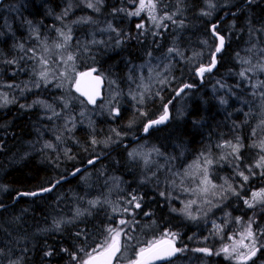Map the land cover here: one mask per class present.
I'll use <instances>...</instances> for the list:
<instances>
[{
    "label": "rangeland",
    "instance_id": "rangeland-1",
    "mask_svg": "<svg viewBox=\"0 0 264 264\" xmlns=\"http://www.w3.org/2000/svg\"><path fill=\"white\" fill-rule=\"evenodd\" d=\"M65 1L67 3H64ZM25 2L27 0L16 1L17 9L15 6L13 9L16 12L23 9L22 6L25 5ZM87 2L88 0H61L60 6L62 8L64 4L66 6L62 14L54 16V22L52 23L54 28L51 26L50 29L46 25L42 28L39 24L32 23L30 20H21L20 22L19 14L16 16V13H14V10L8 4L0 7V15L3 16V25H5L3 30L5 31L3 32L4 35H1L0 38L11 37L13 40L16 36L14 33H20L25 37L21 53L25 55V60L26 58L28 60V64L26 63V74L29 78L22 85L3 80L0 90V100H2L4 94H7L8 100L30 99L32 108L41 113L39 118L44 123V129L41 130V133L37 130L34 135L35 137L29 142L30 144L26 145L31 148V153L36 147L33 153L42 155L46 165L56 169L55 172H68L69 167L63 164L73 159L72 156H69V152L71 151V147L77 143L74 140L77 129L84 125L93 126L95 120L102 118L104 115L107 116V119H111L114 116L113 109H118L121 112L123 108L129 106L131 110L128 112L132 113L134 120L127 125V134L119 137L116 135L114 138L108 137L102 145L107 148V146L114 147L128 142L124 140L134 137V133L138 132V129L141 130L142 126L148 121L146 118L142 119V115L140 114L141 112L147 113L146 108L148 104H150L149 111H153L151 108L154 104L153 102H156L158 105L165 89L170 88L176 83L175 87L171 88L170 94H173L177 84L181 83L187 73L189 76L192 75L195 69L202 65L203 61H205L204 65L208 64L210 57L206 58L205 56H209L208 54L214 50L216 45V40L214 42L212 39L206 38L199 41V48L196 51H193L190 47L189 51H187L175 46L177 43L175 37L180 33L181 29L189 25L187 20L190 19L192 11L190 9L191 6L187 5V0H157V11L155 13L157 18L159 19L167 15L172 16V20H161V25H164L161 27H157L149 19L146 12L142 13L139 17H129L128 15L127 18L125 17L127 11L135 10L139 0H102L99 4H96V0H92L96 4V7L99 8V11L88 8L86 6ZM211 2L214 8L209 9L206 0H202V5L195 12L196 17L194 18L197 20L202 18V20H207L206 22H211L231 7L226 0H211ZM114 9H125L126 11H114ZM66 10H68L67 15H64ZM205 11H210L211 15H203L202 13ZM11 14L12 18L9 19L8 16L10 15L11 17ZM57 17H60V19H57ZM18 21L21 23L20 25ZM77 21L80 22L75 23ZM141 22L145 24V29L136 28V25ZM6 24H9V26ZM109 25L112 27L109 28ZM57 29L71 36V39L66 44L63 37L57 32ZM229 30L226 33L230 36L232 31ZM133 35L135 36L133 39L137 38L138 43L145 44L147 39L148 50L143 52L139 58H134L131 63L123 58L124 60H121L120 71L118 72L104 73L98 71L106 81L103 89L104 99L95 107H88L75 91L79 73H82L86 68L94 67L96 60L98 61V52H103V54L112 53L120 56L126 45L130 44V41L127 42V37L130 40ZM163 35H172L173 43H168L164 46L162 43ZM249 38H247L246 42L251 40L250 45L239 50L234 55L229 54L231 62L221 64L222 68L217 74L205 75L203 89L200 91H186L176 98L173 103H170L169 106L171 112L170 123L175 127L186 118L190 104L193 100L201 98V93L207 91L223 107L229 106L231 101L234 100V104L239 109L236 108L234 110L242 112L244 119L242 121H244L245 125L247 122L251 123L248 136L249 144L246 143L247 148H240L238 153L240 159H236L237 154L232 153L231 147H221V145H225L224 142L218 147L217 153H213L212 151L201 152L196 158L190 159L188 158L189 150L186 146H181V144L179 145L173 141L168 142L170 144L166 145L167 141L163 143L161 140H156L154 138L155 134H152L151 131L153 130H151L146 138H142L126 147L122 146L125 148L124 157L126 163L124 164L127 168L129 167V170L125 173L128 176V181H126L127 179L124 176L115 171V167L112 169L113 171L103 170L102 166H97L96 168L89 167L81 175L79 174L82 179L87 177L95 180V178L97 179L102 176L99 184L96 185V191L98 192L97 194L94 193L95 197H100L97 199L100 202L95 206L99 205L103 207L105 206V201H107L106 204L112 208L123 209L129 207L128 203L122 202L123 198L121 197H124L127 191L128 193L131 192L133 196L140 193L138 192L140 189L136 191L134 187H129V185L134 183L133 185L136 189L138 187L147 188L148 191L145 189L141 190L148 194L147 205L158 203L169 214L178 215L185 220L192 221L197 226L205 228L211 226L212 229H217L215 226H219L220 231L221 227L225 229L228 226L227 224L231 223L229 217L232 207L234 211H237L234 216L235 219L236 217H240L241 220L245 218L251 209L244 204V200L250 199L252 192L264 188V176L261 175L264 169L253 167L252 171L254 175L248 172L249 166H254L260 157L264 155V151H261L260 147H258L260 142L264 140V123H262L264 122V96L261 95L264 93V71H261L259 67L264 65V32L250 34ZM230 40H232L231 36ZM118 41L119 43H117ZM205 41H207V44H205ZM57 43L64 44V47L56 48L55 45ZM169 49H174V51L169 52ZM69 55H72L74 59L64 63ZM42 57L48 60L47 65L40 63ZM234 65H236L235 68L233 67ZM42 71L47 73V83L39 75ZM242 71L245 72V77L240 76ZM1 74L2 69L0 68ZM161 80H166L167 83L161 84ZM9 85H12V87H9ZM143 86H147L148 90L146 92ZM157 92L159 95H156ZM141 94L144 95L143 103L139 102ZM133 96L136 98L134 99ZM221 100L226 101V103H221ZM36 101H43L44 104L50 105V107L34 103ZM164 105L162 104L161 107L157 106L158 113L156 117L163 113ZM53 113H59V115H53ZM253 130H255V133ZM68 140H72L73 144H65ZM229 141L233 145L237 143V139L236 141ZM47 143H51L53 147H45ZM96 146L99 147V152L106 149L100 148L101 145L98 144ZM154 149L158 151H153ZM244 149L245 152L242 157ZM82 152L86 154V149H83ZM99 152H92L89 148L87 152L89 154L88 158L93 154L98 156ZM130 152L139 153L140 155L130 157ZM250 152L253 154V157H251L252 154ZM202 153L214 161L209 166L211 185L206 186L208 187V192L184 191L183 189L185 188L197 189L198 186L205 187L199 184L202 176L198 172L195 176L185 175L186 172L196 171L189 166L193 165L197 158L201 157ZM61 155L64 157H61ZM246 155H250L249 159L251 161L249 163L244 161L247 157ZM54 156H60L63 159L62 162L58 161V159L56 160ZM145 156L148 160L147 163H145ZM69 157L72 158L70 159ZM239 171H243L246 175L250 176L246 184L237 175ZM225 172L231 176L232 180L227 183L231 184L232 188L239 193L238 196L234 195L231 191H226L227 184L225 181L227 178L223 176V174L226 175ZM129 177L133 179V182ZM81 182L85 181L82 180ZM242 184L243 187L241 186ZM212 185L216 187L213 188ZM84 186V198H87V196L89 198L79 202H81V205L87 211L93 207L89 204V201L96 200V198L90 196V193L87 192L90 191L89 189L92 184L89 185L87 183ZM129 188L131 189L128 190ZM161 193H164V195H161ZM116 199L121 201H115ZM155 199L158 200L154 201ZM190 200L196 201L189 208V211L196 219H191L185 212L181 211ZM137 202H140L139 198ZM260 206L257 205L252 209ZM227 207H231V209ZM137 209L139 210V208ZM72 212L71 216L67 218L60 213H51L49 216L51 227L47 228V230L52 231L54 221H70L71 219H73L71 221H75L74 218H81L76 215L75 209ZM110 212L115 213L113 209ZM117 212L121 214L122 211ZM134 212V210L131 211L130 209L128 211L129 217L122 216V218H125L124 220L130 222L125 228L126 232L132 228L137 229L134 236L128 233L135 238L130 242L131 246L138 248L147 241L161 238L162 234L168 231L162 225L152 220L151 213L145 215L146 211L144 213L139 212L138 214ZM250 218H252V215L248 214L243 223H236L235 226L237 228L239 225L242 226L240 233L244 230ZM66 223H61V225ZM118 225L119 222L115 227ZM256 233L258 241L264 243L259 237L258 232ZM121 239L124 241L126 238L122 236ZM180 242L181 239L177 235L175 244L177 245ZM131 246L122 249L115 264H128V261L134 258L135 253ZM180 246L178 247L177 245L178 248H182L184 251L179 252L178 258L168 264H210L209 258H214L213 255L206 256L204 253L194 251L195 249L193 248L190 250L186 245L182 244ZM241 251L244 250L241 249ZM263 251L258 252L261 258L256 259L254 264H264ZM230 262L237 264L235 260H230Z\"/></svg>",
    "mask_w": 264,
    "mask_h": 264
},
{
    "label": "trees",
    "instance_id": "trees-1",
    "mask_svg": "<svg viewBox=\"0 0 264 264\" xmlns=\"http://www.w3.org/2000/svg\"><path fill=\"white\" fill-rule=\"evenodd\" d=\"M16 1L18 0H7L1 6L8 4L13 9L14 6L16 8ZM226 1L229 2L231 7L221 14L223 15L227 12V17L219 21V18L222 16L220 15L211 22H206L207 20H202V18L200 20L194 18L196 17L195 12L202 5V0H187V5L191 6L190 9L192 11L190 19L187 20L189 25L181 29L180 33L175 37L177 39V43H174L175 46L187 51L190 48L196 51L199 48L200 40L210 38L214 41L208 28L211 24L218 22L216 31L224 36L226 47L218 56L217 69L211 74H217L222 68L221 64L231 62L229 54L234 55L239 50L250 45L251 40L246 42L250 34L264 32V0H250L247 4L245 3L247 0ZM60 3L61 0H27L25 5L22 6L23 9L17 12L15 9L13 10L16 16L19 14L20 22L21 20H30L32 23L39 24L42 28L46 25L50 29L51 26L53 27L54 16L62 14L66 6L64 4L62 8ZM64 3H67V1ZM242 3L243 6L239 10H236ZM230 13L233 14L230 15ZM2 17L0 15V36L4 35L3 32H5L3 31L5 25H3ZM8 18H12V14ZM6 25L9 26V24ZM228 30L232 31L230 35L232 40H230V36L226 33ZM14 34L16 36L13 40L11 37L0 38V68L2 69L0 90L3 80L22 85L29 79L26 74V63L28 64V60L27 58L25 60V55L21 53L25 37L20 33ZM163 37L162 43L164 46L168 43H173L172 35H163ZM133 38H135L134 35L130 40L127 37V42L130 41V44L126 45L120 56L112 53L103 54V52H98V61L96 60L94 67L104 73L118 72L120 71L121 60L127 59L131 63L134 58L142 56L143 52L148 50V40L146 39V43L142 44L138 43L137 38ZM205 57L211 56L206 55ZM9 61H13V63H9ZM233 67L235 68L236 65ZM193 74L189 76L187 73L186 77L183 78L184 82L182 79L181 83L177 84L176 90L186 83L193 85V87L196 86L186 91H200L203 89L204 84L198 86V80L195 74ZM175 85L176 83L164 90L158 105L156 102H153L154 104L151 106L153 111H149L150 104H148L146 108L147 113L145 116H142V119L151 120L156 118L158 113L157 106L161 107L162 104H169V101H172L171 103L175 101L173 98L175 92L170 94L171 88L175 87ZM201 94V98L192 101L186 118L180 124L174 127L170 123V120L166 125L153 129L151 132L155 134L154 138L159 141L161 140L163 143L167 141L166 145L170 144L168 142L173 141L179 145L181 144V146H186L189 150L188 158L190 159L196 158L201 152L212 151L213 153H217L221 143L229 140L236 141L237 138L243 144V148H247L251 123L247 122L245 125L244 121H242L244 120L243 114L241 111H238L239 109L234 104V100L231 101L229 106L223 107L207 91ZM2 101L0 100V205L11 203L19 192H34L48 187L54 180L68 176L75 167L83 165L92 158L101 156V159L94 163L93 166L91 165V167L102 166L103 170L107 169L111 171L115 167V171L124 176L127 179L126 181H128V176L125 173H127L129 167L127 168L124 164L126 163L124 157L125 148L121 145L114 147L107 146L106 148L102 143L108 137H116L117 132L120 134L119 136L127 134V125L134 120L132 113L128 112L131 110L129 106L123 108L119 112V115H114L111 119H107V116L104 115L102 118L95 120L93 126L90 124L91 126L84 125L78 128L74 136V140L77 143L71 147V151L69 152V156H72L73 159L63 164L69 167L68 172L61 173L60 171L55 172L56 169L47 166L45 160L41 163L38 158L39 156L33 153L36 147L31 153V148L26 145L32 141L31 137L37 130L41 133V130L44 128V123L38 118L41 113L33 109L32 106L27 107L31 105V100L9 99L12 102L8 105H3ZM21 105H25V107L22 108ZM236 108L238 110L235 111L234 109ZM113 129L116 131L113 132ZM139 133L140 130L138 129V132L134 133V136ZM93 139L98 141L96 144L102 146L100 148L106 149L99 152V147L92 143ZM129 140L125 139L124 141ZM67 143L73 144L72 140H68L65 144ZM89 148L92 152H99V155L93 154L88 158L89 154L87 152ZM83 149H86V154L82 152ZM244 152L245 149L242 152V157L244 156ZM57 156H54L56 160L58 159V161L62 162L63 159ZM246 156L244 161L249 163L251 161L249 159L250 155ZM251 157H253V154ZM225 174L223 176L227 178V182L232 181L231 176L227 172ZM80 175L68 179L61 185L59 184L49 194L36 198L21 197L12 206L0 210V264H12L13 261H19V264H75L71 259L70 253L78 252L79 248H84L86 251L91 252L96 247V244L105 238L107 235L105 230L109 226L115 227L121 219H125L122 218L123 215L129 217L128 212H121V214L120 212L111 213L110 210L113 208L109 207L106 203L103 206L104 208L97 205L86 211L81 202H79L89 198L88 196L84 198V184H92L90 189L88 188L90 191L87 192L97 200L100 197H95L94 193L97 194L98 192L96 191V185L99 184L102 176L94 180L87 177L82 179ZM80 180H84V184ZM130 180L133 182V179L130 178ZM133 184L129 185V187H134L136 191L140 189L138 191L140 193L134 195L140 199V207L138 210L134 206H131V211L134 210L135 214L139 212L144 213L145 211L151 213L152 220L156 223L162 225V227L170 232L174 231V233H178L177 235L181 239V242L177 243L178 247H181L180 245L182 244L186 245L190 250L191 248L209 247L213 253H217L225 244L231 245L233 241L228 239L229 236L239 239L238 234L242 226L239 225L238 228L235 226L236 219L234 216L237 211H234L233 207L232 209L231 207H227L231 209L229 217L231 223L227 224L228 226L225 229L221 227V231H217V229H212L211 226L206 228L197 226L192 221L185 220L178 215L169 214L158 203H155L156 205L154 203L147 205L148 194L141 191L143 189L147 190V188L138 187L136 189ZM132 196L131 192L128 193L127 191L124 197H121L123 198L122 202L127 204V200ZM156 200L158 199L154 201ZM115 201L121 200L116 199ZM78 203H80L79 206ZM73 209L76 212L79 210L82 213L79 216L82 219L74 218L75 221H71L73 220L71 219V222L60 225L59 230L54 227L52 231L47 230V228L51 227L49 224L51 223L49 220L51 213H60L67 218L71 216ZM248 214L252 215V218L256 221L253 225V230L258 232L259 237L264 241V235H261V230L264 229V206L249 210L241 223L244 222ZM136 230L132 228L127 233L134 236ZM77 233H80V235L77 236ZM63 249H67V251H63ZM47 252H51L52 254L45 255ZM78 254L83 258V253ZM223 255V253H220L219 255H213L214 258L210 257V264H232ZM258 258H261V256L259 257V253L254 258V262ZM249 264H253V262L250 261Z\"/></svg>",
    "mask_w": 264,
    "mask_h": 264
},
{
    "label": "snow or ice",
    "instance_id": "snow-or-ice-1",
    "mask_svg": "<svg viewBox=\"0 0 264 264\" xmlns=\"http://www.w3.org/2000/svg\"><path fill=\"white\" fill-rule=\"evenodd\" d=\"M101 2H102V0H96V4H99ZM206 3L208 4L209 9L214 8V5L212 4L211 0H206ZM96 4H94L92 2V0H88L86 6L88 8H93L96 11H99V8L96 7ZM67 11L68 10L65 11L64 15H67ZM114 11H126V10L125 9H114ZM156 11H157V0H139L138 6L135 7V10L134 11H127V15L129 17H133V16L139 17V16H141L142 13L146 12L149 19L151 21H153V23H155L157 27L164 26V25H161V23H160L161 20H164V19L172 20L171 15L162 16L158 19L157 16L155 15ZM202 14L203 15H211V12L205 11ZM57 19H60V17H57ZM78 22H80V21H77L75 23H78ZM111 27L112 26L109 25V28H111ZM136 28L137 29H145V24L143 22L138 23L136 25ZM216 29H217V25H215V24L212 25L211 33H212L213 37L218 39L219 43L217 44L215 51H212L209 53V55L211 56L210 63H208L207 65L202 64L198 68H196L195 74L201 78L204 77L205 73H210L213 70V68L215 67V65L217 63V60H216L217 54H219L224 47L225 38L223 35H220L216 31ZM112 30L116 31L115 29H112ZM57 32L63 37L65 44L67 43L68 40L71 39V36L69 34H65L60 29H57ZM117 43H119V41ZM205 44H207V41H205ZM55 47L56 48H63L64 44L57 43L55 45ZM172 51H174V49H169V52H172ZM195 55H199V54H195ZM73 59H74V57L72 55H69L67 57V60L64 61V63H67L68 61H72ZM9 63H13V61H9ZM40 63L47 65L48 60L44 59L42 57L40 60ZM259 67H260L261 71H264V65H261ZM249 70H251V69H249ZM92 71H95V69H93ZM92 71L79 73V76L80 77H91L98 84L100 78L98 76L92 77ZM39 75L42 79H44L45 83L48 82L46 72L42 71L39 73ZM240 76L245 77V72L242 71L240 73ZM160 83L165 84V83H167V81L161 80ZM37 86H39V85H37ZM9 87H12V85H9ZM143 87H144V90L146 92L148 90L147 86H143ZM191 87H193V85L185 84L181 89H179L177 91V96H179L181 93H183L184 89L191 88ZM253 87H255V85H253ZM76 91L81 92L82 95H86L88 97L89 103L95 104L96 95H98V93L93 92L90 94L88 92H83L81 89V80H79V79L76 80ZM156 95H159V93L157 92ZM261 95L264 96V93H262ZM133 98L135 99L136 97L133 96ZM2 100H3V105H6V104L12 102V101L8 100L7 94L3 95ZM143 101H144V95L141 94L139 102L143 103ZM171 102L172 101H169L168 103L170 104ZM34 103L44 104L43 101H36ZM221 103H226V101L221 100ZM44 106L50 107V105H47V104H44ZM65 106L67 107V105H65ZM21 107L23 108V107H25V105H21ZM27 107H31V105H28ZM112 112L114 115H119L118 109H113ZM140 114L142 116L146 115V113H144V112H141ZM53 115H59V113H53ZM167 119H168V105L165 104L163 115H161L158 119L149 120L148 123H146L144 125L143 131L145 133H147V132H149L150 128H152L155 125L164 123ZM262 123H264V122H262ZM112 131L115 132L116 130L113 129ZM253 131L255 133V130H253ZM116 135L119 136L120 134L117 132ZM57 139H59V137H57ZM92 143L96 144V143H98V141L93 139ZM223 146L231 147L232 153L237 154L236 159L237 160L240 159L238 153H239L240 148L243 147V145L240 143L239 138H237L236 144L233 145L229 141V142H225V145H221V147H223ZM45 147L51 148V147H53V145L51 143H47L45 145ZM258 147H260L261 151H264V140H262L260 142ZM153 151H158V150L154 149ZM136 155H140V154L135 153V152L129 153L130 157H134ZM69 158L71 159L72 157H69ZM147 162H148V160H147V157L145 156V163H147ZM213 162L214 161L212 159L208 158L207 156H205L202 153L201 157H198L197 160L194 162V164L189 166L190 168H194L196 171L195 172H186L185 175L186 176H195L196 173L198 172L202 176V178L199 181V184L204 185L205 187H199L198 186L197 189L185 188L183 190L184 191H198V192H202V193H207L208 187H206V186L211 185V181L209 179V166L211 164H213ZM88 163L93 164L94 160H89ZM253 167L264 169V155H262L260 157V159L255 163L254 166H249V168H248L249 174L254 175V173L252 171ZM79 171H80V169L77 168V169H75V171L72 174L75 175ZM237 175H239L242 178V181L245 184L249 181L250 176L246 175L243 171H239L237 173ZM261 175L264 176V172H261ZM57 183H59V181H57ZM225 183L227 184L226 191H231L234 195H237V196L239 195V193L236 192L235 189L232 188V185L227 183V180L225 181ZM241 186L243 187V184ZM54 187H55V185L53 184L52 187L41 188L39 192L18 193V195L37 196L41 192L52 191V189ZM212 187L215 188L216 186L212 185ZM161 195H164V193H161ZM137 200H138V198L133 196L127 202L129 207H125L123 209L113 208V212H117V211L128 212L130 210V207L133 206V204H134L135 208H139L140 203L137 202ZM99 202L100 201H98V200H91V201H89V204L92 206H95ZM106 202L107 201H105V203ZM195 203H196L195 200H190L188 202V204L185 205V208L181 210V211L185 212L191 219H196V217L193 216L191 214V212L189 211L190 206L192 204H195ZM244 204L250 209L255 208L257 205L264 206V188L259 189V191L252 192L251 198L245 199ZM0 207H2V205H0ZM173 211H175V209H173ZM81 214L82 213L79 210H77L76 215L80 216ZM145 215H148V213H145ZM66 222H70V221H59V220L54 221V227L57 230H59L61 223H66ZM241 222H242L241 218L236 217V223H241ZM255 222L256 221L254 219L250 218L248 220L244 230L238 234L239 239H235L233 236H229L228 239L233 241L232 244L231 245L225 244L217 253H213L210 248H198V249H195L194 251L204 253L206 256H208V255H219L220 253H223L225 256V259L235 260L237 262V264H249L250 261L253 262V264H254V258L257 257V253L264 250V243H261L260 241H258L257 233L254 232V230H253V225L255 224ZM129 223H130L129 221L121 219L119 221V225L117 227L114 228V227L109 226L105 230L107 233L105 238L101 242L97 243L96 247L93 248L91 250V252L86 251L84 248H79L78 252L70 253L72 261H74L75 264H112L113 258L117 257V255L119 253H121L122 249H124L126 247H130L131 246L130 242L135 239L134 237L130 236L125 231V228L127 227V225ZM215 227H217V231H220L219 226H215ZM79 235H80V233H77V236H79ZM261 235H264V229L261 230ZM122 236L126 238L124 241H122V239H121ZM176 237H177V233L165 231L162 234L161 238H156V239L147 241L146 243H144L142 246H139L138 248L131 246L135 255H134V258H132L128 261V264H154V262H156V261L169 259V258L173 257L176 253L183 252L184 249L175 247ZM241 249H243L244 251H241ZM63 251H67V249H63ZM78 253H83L84 254L83 258H81V256ZM51 254H52L51 252L45 253V255H51ZM12 264H19V261H13Z\"/></svg>",
    "mask_w": 264,
    "mask_h": 264
},
{
    "label": "water",
    "instance_id": "water-1",
    "mask_svg": "<svg viewBox=\"0 0 264 264\" xmlns=\"http://www.w3.org/2000/svg\"><path fill=\"white\" fill-rule=\"evenodd\" d=\"M4 1H6V0H0V5L4 2ZM250 1L249 0H247L245 3L247 4V3H249ZM233 14V13H232ZM232 14H230V15H232ZM221 20H223V18H221L220 19V21ZM215 25H218V22L217 23H214ZM214 24H212V25H214ZM212 25L210 26V33H211V27H212ZM220 34V33H219ZM211 35H212V33H211ZM221 35V34H220ZM213 36V35H212ZM215 38V37H214ZM216 39V38H215ZM219 43V41H218V39H216V45H215V48H216V46H217V44ZM225 46H226V41L224 42V47H223V49H222V51L224 50V48H225ZM214 51H215V49H214ZM221 51V52H222ZM220 52V53H221ZM219 53V54H220ZM219 54H217V57H216V60H217V63H216V65H215V67L213 68V70L210 72V73H213L216 69H217V67H218V55ZM210 61H211V57H210ZM210 61H209V63H210ZM207 65V64H206ZM93 69H95V71H92ZM90 71H92V77H99L100 79H99V83L97 84V82L94 80V79H92L91 77H80L79 76V80H81V89H82V91L83 92H88V93H93V92H96V93H98V95H96V102H95V104H92V103H89L88 102V97L86 96V95H82V93L81 92H77V94L79 95V97L81 98V100L88 106V107H90V108H92V107H94L98 102H100L102 99H103V97H104V94H103V89H104V81H103V77L98 73V71H97V69L96 68H89V69H86V70H84L83 72H90ZM82 72V73H83ZM195 72H196V69H195V71H194V74H195ZM205 74H207V73H205ZM195 76H196V78H197V80H198V86H200V85H202L203 83H204V77L203 78H201V77H199V76H197L196 74H195ZM184 85H182L181 87H179L177 90H176V92H175V94H174V96L173 97H177V91L179 90V89H181L182 87H183ZM75 90H76V87H75ZM186 89H184V91H185ZM168 105V104H167ZM164 113V112H163ZM163 113L161 114V115H163ZM160 115V116H161ZM160 116H158L157 118H155V119H158ZM155 119H152V120H155ZM169 119H170V110H169V107H168V119L164 122V123H162V124H158V125H155V126H153L152 128H150V130H149V132L152 130V129H154V128H158V127H162V126H164L168 121H169ZM146 123H148V122H146ZM145 123V124H146ZM149 132H147V133H145L143 130H142V132H141V134H140V136H142V135H148V133ZM140 136H137V137H135V138H133L131 141L132 142H134V141H136V140H138V138L140 137ZM90 164L88 163L87 164V166H89ZM86 165L85 166H82V167H80V168H78V169H80V171L78 172V173H76L75 175H73L72 173L74 172H72L70 175H69V178H73L74 176H76V175H78L81 171H83L86 167H87ZM59 181V180H58ZM63 180H60L59 181V183H57V181H55L53 184L55 185V187L52 189V191L56 188V186L58 185V184H60L61 182H62ZM52 184V185H53ZM52 185L51 186H49V187H52ZM46 188H48V187H46ZM40 190H38V191H34V192H39ZM52 191H50V192H41L39 195H37V196H24V195H16L15 196V199L14 200H18L19 198H21V197H28V198H36V197H40V196H44V195H46V194H49V193H51ZM20 193H28V192H20ZM2 209V207H0V210ZM175 247H177L176 246V244H175ZM177 255H178V253H176L173 257H171V258H169V259H165V260H160V261H156V262H154V264H165V263H168V262H170V261H172V260H174L176 257H177ZM118 256V255H117ZM116 258L117 257H114L113 258V261H112V264H115V261H116Z\"/></svg>",
    "mask_w": 264,
    "mask_h": 264
},
{
    "label": "bare ground",
    "instance_id": "bare-ground-1",
    "mask_svg": "<svg viewBox=\"0 0 264 264\" xmlns=\"http://www.w3.org/2000/svg\"><path fill=\"white\" fill-rule=\"evenodd\" d=\"M249 1H250V0H249ZM3 3H4V2H3ZM1 5H2V4H1ZM1 5H0V6H1ZM232 12H233V11H232ZM230 14H232V13H230ZM226 17H227V12H226L225 14H223V15L219 18V21H220L221 18L224 19V18H226ZM211 25H212V24H211ZM211 25H210V26H211ZM210 26H209V31H210ZM209 33H210V32H209ZM210 35H211V33H210ZM221 35H222V34H221ZM211 37L214 39V42H215L216 39H215L212 35H211ZM225 41H226V40H225ZM225 47H226V46H225ZM214 49H215V48H214ZM224 49H225V48H224ZM219 55H220V54H219ZM219 55H218V56H219ZM90 68H95V67H90ZM87 69H89V68H87ZM96 69H97V68H96ZM85 70H86V69H85ZM83 71H84V70H83ZM83 71H82V72H83ZM97 71H98V70H97ZM98 73H99V72H98ZM99 74H100V73H99ZM100 75H101V74H100ZM205 75H206V74H205ZM205 75H204V77H205ZM103 81H104V87H105V85H106V81H105L104 78H103ZM186 84H188V83H186ZM203 84H204V83H203ZM203 84H202V85H203ZM183 85H185V84H183ZM202 85H200V86H202ZM181 86H182V85H181ZM181 86H180V87H181ZM195 87H196V86L191 87V88H195ZM197 87H198V86H197ZM188 89H190V88H187L186 90H188ZM186 90H185V91H186ZM75 91H76V90H75ZM185 91H184V92H185ZM175 92H176V90H175ZM184 92H183V93H184ZM76 93H77V92H76ZM183 93H181V94H183ZM103 94H104V93H103ZM174 94H175V93H174ZM181 94H180V95H181ZM180 95H179V96H180ZM78 96H79V95H78ZM173 96H174V95H173ZM177 97H178V96H177ZM177 97H173V98L176 99ZM103 99H104V97H103ZM103 99H102V100H103ZM102 100H101V101H102ZM101 101H100V102H101ZM100 102H98V103H100ZM98 103H97V104H98ZM97 104H96V105H97ZM168 107H169V105H168ZM169 110H170V109H169ZM163 112H164V111H163ZM170 113H171V112H170ZM160 115H161V114H160ZM160 115H159V116H160ZM157 117H158V116H157ZM157 117H156V118H157ZM35 118H36V117H35ZM38 118H39V117H38ZM39 119H40V118H39ZM154 119H155V118H154ZM151 120H152V119H151ZM170 120H171V114H170V119H169V121H170ZM148 121H149V120H148ZM148 121H147V122H148ZM169 121H168V122H169ZM168 122H167V123H168ZM167 123H166V124H167ZM166 124H165V125H166ZM37 125H38V124H37ZM144 125H145V124H144ZM144 125L142 126V129L140 130V133H139L138 135H136V136L130 138V140H129L128 142H124V143H122L121 146L124 147V146H127L128 143L131 144V143L137 142L138 140H140V139H142V138H146L149 134H148V135H142V136H140V134H141V132H142V130H143V128H144ZM158 128H159V127H158ZM43 129H44V128H43ZM154 129H155V128H154ZM152 130H153V129H152ZM34 135H35V134L32 135V137H31L32 139H33V137H35ZM137 136H140V137L138 138V140L132 142L131 140H132L133 138L137 137ZM36 145H37V144H36ZM36 155L39 156L38 158H39L40 162L43 163V161H44V157H43L42 155H38V154H36ZM28 156H29V155H28ZM40 157H41V158H40ZM61 157H63V156H61ZM101 157H102V156H101ZM101 157L92 158V159H90V160H94V163H96L98 160L101 159ZM88 161H89V160H88ZM88 161L85 162V163H84L83 165H81V166L75 167L73 171H75V169L80 168V167H82V166H85V165L87 166ZM47 163H48V162H47ZM94 163H93V164H94ZM93 164H90L89 166H87V167H86L83 171H81L79 174H81L82 172H84L86 169H88L89 167H91V165H93ZM73 171H71V172L69 173V175H70ZM79 174H78V175H79ZM69 175H68V176H65V177H63V178H59V179L54 180V181L52 182V184H53L55 181L63 180V181L60 183V185H61L62 183H64V182L67 181L68 179H71V178H69ZM78 175H76V176H78ZM76 176H74V177H76ZM74 177H73V178H74ZM52 184H51V185H52ZM51 185H50V186H51ZM58 185H59V184H58ZM58 185H57V186H58ZM57 186H56V187H57ZM48 187H49V186H48ZM45 188H46V187H45ZM36 191H38V190H36ZM53 191H54V190H53ZM53 191H52V192H53ZM19 193H20V192H19ZM16 195H17V194H16ZM16 195H15V196H16ZM14 199H15V197H14ZM14 199H13V201H12L11 203H8V204H6V205H3V206H2V209H4L5 207L8 208V207L12 206V204H14L15 201H16V200H14ZM2 209H1V210H2ZM173 261H174V260H173ZM171 262H172V261H171Z\"/></svg>",
    "mask_w": 264,
    "mask_h": 264
},
{
    "label": "flooded vegetation",
    "instance_id": "flooded-vegetation-1",
    "mask_svg": "<svg viewBox=\"0 0 264 264\" xmlns=\"http://www.w3.org/2000/svg\"><path fill=\"white\" fill-rule=\"evenodd\" d=\"M243 6V3L242 4H240L238 7H237V9L236 10H239L241 7ZM122 15H124V14H122ZM126 16V18H127V13L125 14ZM123 17V16H122ZM122 19V18H121ZM128 145H129V143H128ZM126 147V146H125Z\"/></svg>",
    "mask_w": 264,
    "mask_h": 264
}]
</instances>
